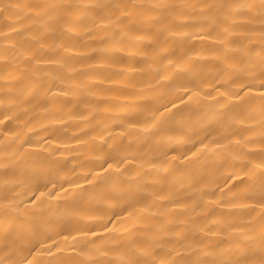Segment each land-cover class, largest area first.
Returning <instances> with one entry per match:
<instances>
[{
  "label": "bare ground",
  "instance_id": "bare-ground-1",
  "mask_svg": "<svg viewBox=\"0 0 264 264\" xmlns=\"http://www.w3.org/2000/svg\"><path fill=\"white\" fill-rule=\"evenodd\" d=\"M0 264H264V0H0Z\"/></svg>",
  "mask_w": 264,
  "mask_h": 264
}]
</instances>
